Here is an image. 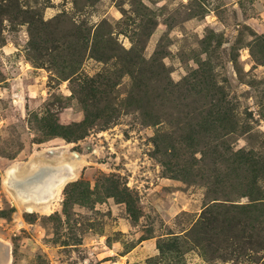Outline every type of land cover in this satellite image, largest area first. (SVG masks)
Wrapping results in <instances>:
<instances>
[{"label": "rangeland", "instance_id": "1", "mask_svg": "<svg viewBox=\"0 0 264 264\" xmlns=\"http://www.w3.org/2000/svg\"><path fill=\"white\" fill-rule=\"evenodd\" d=\"M0 264H264V0H0Z\"/></svg>", "mask_w": 264, "mask_h": 264}, {"label": "crops", "instance_id": "2", "mask_svg": "<svg viewBox=\"0 0 264 264\" xmlns=\"http://www.w3.org/2000/svg\"><path fill=\"white\" fill-rule=\"evenodd\" d=\"M16 159H13L11 161H15ZM34 163V162H32ZM34 164H37V166L42 167V171H49L54 169H59L61 171H64L66 169V164L62 163L58 160V158L55 155H45L41 156L36 159V162ZM14 165L15 163L12 162L11 164L9 163L8 166L9 168L6 169L7 172L11 173L14 170ZM48 166V167H45ZM9 176V175H8Z\"/></svg>", "mask_w": 264, "mask_h": 264}, {"label": "built area", "instance_id": "3", "mask_svg": "<svg viewBox=\"0 0 264 264\" xmlns=\"http://www.w3.org/2000/svg\"><path fill=\"white\" fill-rule=\"evenodd\" d=\"M56 173H57V171H53V170H51L49 172L48 171H42L41 173H39L34 178L36 185L39 187L42 186V184H44L48 180L49 177L55 175Z\"/></svg>", "mask_w": 264, "mask_h": 264}, {"label": "bare ground", "instance_id": "4", "mask_svg": "<svg viewBox=\"0 0 264 264\" xmlns=\"http://www.w3.org/2000/svg\"><path fill=\"white\" fill-rule=\"evenodd\" d=\"M45 167H48V166H45ZM52 177H53V176H52ZM52 177H51V178H52ZM33 179H34V178H33ZM34 182H35V180H34ZM35 184H36V182H35ZM35 187H36V186H35ZM37 187H39V186H37ZM41 188H42V187H41ZM42 190H43V189H42ZM44 190H45V189H44ZM34 193H35V192H34ZM40 193H41V192H40Z\"/></svg>", "mask_w": 264, "mask_h": 264}]
</instances>
